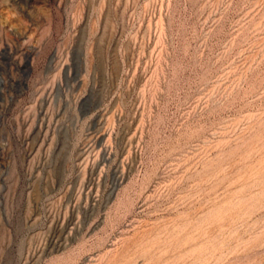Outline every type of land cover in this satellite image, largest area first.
I'll return each instance as SVG.
<instances>
[{"label": "rangeland", "instance_id": "obj_1", "mask_svg": "<svg viewBox=\"0 0 264 264\" xmlns=\"http://www.w3.org/2000/svg\"><path fill=\"white\" fill-rule=\"evenodd\" d=\"M0 264H264V0H0Z\"/></svg>", "mask_w": 264, "mask_h": 264}]
</instances>
